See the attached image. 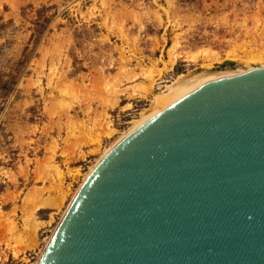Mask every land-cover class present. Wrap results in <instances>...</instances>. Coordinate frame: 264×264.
Wrapping results in <instances>:
<instances>
[{"label": "rangeland", "instance_id": "rangeland-1", "mask_svg": "<svg viewBox=\"0 0 264 264\" xmlns=\"http://www.w3.org/2000/svg\"><path fill=\"white\" fill-rule=\"evenodd\" d=\"M250 64L264 0H0V264L39 262L153 92Z\"/></svg>", "mask_w": 264, "mask_h": 264}, {"label": "water", "instance_id": "water-1", "mask_svg": "<svg viewBox=\"0 0 264 264\" xmlns=\"http://www.w3.org/2000/svg\"><path fill=\"white\" fill-rule=\"evenodd\" d=\"M37 264H264V65L208 74L140 119Z\"/></svg>", "mask_w": 264, "mask_h": 264}, {"label": "bare ground", "instance_id": "bare-ground-1", "mask_svg": "<svg viewBox=\"0 0 264 264\" xmlns=\"http://www.w3.org/2000/svg\"><path fill=\"white\" fill-rule=\"evenodd\" d=\"M175 48V47H174ZM204 54V53H203ZM211 53H210V51H208V56L210 55ZM205 56V55H204ZM206 57H207V55H206ZM210 57V56H209ZM218 58V57H217ZM247 60V59H246ZM254 61V60H253ZM249 64V63H248ZM252 64V63H251ZM251 64L250 65H244V66H241L240 68H242V67H247V66H251ZM151 68V67H150ZM151 70V69H150ZM226 70H229V69H226ZM221 71H225V70H221ZM158 72V71H157ZM216 72H220V70H217V71H208L207 73H205V75H202L201 77H199V78H178V80H176L175 82H173V83H171V84H168L167 85V88L166 89H164L163 91H161L160 93H154L153 92V96H154V102L156 103V107L157 106H159L160 104H162V103H164V102H166L170 97H172V96H174L176 93H177V91L179 90V88L180 87H182L183 85H186V84H189V83H192L193 81H195V80H198V79H200V78H203V77H205V76H208V74L210 75V74H213V73H216ZM161 74V73H160ZM160 76H162V75H160ZM159 76V78H154L153 76H151V81L150 82H152V84L153 83H155L158 79H160L161 77ZM147 85V84H146ZM151 86V83H150V85H149V87ZM150 92H152V90H151V88H147ZM148 91V92H149ZM154 103V104H155ZM152 111V110H151ZM150 111H147V112H143L142 113V115L138 118V119H135L134 120V122H133V124L125 131V132H123L121 135H119L118 136V138L113 142V144L115 143V142H117L119 139H121L126 133H127V131L130 129V128H132L134 125H136L139 121H140V119H142L145 115H147L148 113H149ZM110 129V128H109ZM111 130V129H110ZM112 132H114V128H112V131H111V134H112ZM109 133V132H108ZM112 144V145H113ZM109 148H105V150H103V152H102V155H101V158L99 159V161L102 159V157H103V155L106 153V151L108 150ZM98 161V162H99ZM97 162V163H98ZM96 163V164H97ZM96 164L95 165H93L92 167H90V170L86 173V175H85V177H84V180H83V183L85 182V180L87 179V177L89 176V174L91 173V171L93 170V168L96 166ZM82 183V184H83ZM82 184L80 185V187L78 188V190H77V192L79 191V189L81 188V186H82ZM77 192L75 193V195L77 194ZM75 197V196H74ZM73 197V198H74ZM72 202V201H71ZM70 205V204H69ZM26 234V233H25ZM32 237V236H31ZM38 263V262H37ZM36 263V264H37Z\"/></svg>", "mask_w": 264, "mask_h": 264}]
</instances>
